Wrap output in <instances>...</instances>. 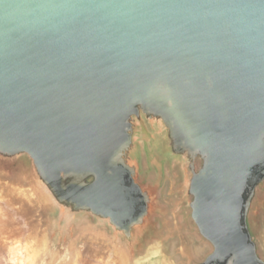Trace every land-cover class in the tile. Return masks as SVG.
I'll list each match as a JSON object with an SVG mask.
<instances>
[{
    "label": "water",
    "instance_id": "1",
    "mask_svg": "<svg viewBox=\"0 0 264 264\" xmlns=\"http://www.w3.org/2000/svg\"><path fill=\"white\" fill-rule=\"evenodd\" d=\"M0 172L48 264L81 235L264 264V0H0Z\"/></svg>",
    "mask_w": 264,
    "mask_h": 264
},
{
    "label": "rangeland",
    "instance_id": "2",
    "mask_svg": "<svg viewBox=\"0 0 264 264\" xmlns=\"http://www.w3.org/2000/svg\"><path fill=\"white\" fill-rule=\"evenodd\" d=\"M168 182L162 196L168 194ZM46 217L30 195L28 185L16 175L0 172V264H48L42 234ZM193 255L203 259L210 247L187 235ZM264 248V217L262 238ZM64 264H125L112 246L101 238L81 235ZM140 264H184L179 254V242L170 239L164 244L163 254L142 259Z\"/></svg>",
    "mask_w": 264,
    "mask_h": 264
}]
</instances>
